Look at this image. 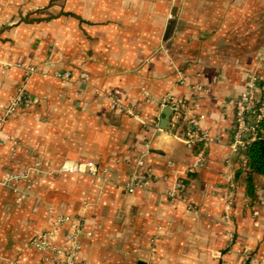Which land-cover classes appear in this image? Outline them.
<instances>
[{"label": "crops", "instance_id": "0c3cea01", "mask_svg": "<svg viewBox=\"0 0 264 264\" xmlns=\"http://www.w3.org/2000/svg\"><path fill=\"white\" fill-rule=\"evenodd\" d=\"M255 79L264 0H0V117L23 83L33 100L0 133V264H57L30 246L56 216L81 220L80 263L264 264V177L251 198L233 148L235 102ZM167 96L202 116L198 169ZM138 157L152 182L129 193ZM178 180L187 202L170 196Z\"/></svg>", "mask_w": 264, "mask_h": 264}, {"label": "built area", "instance_id": "2783aa9c", "mask_svg": "<svg viewBox=\"0 0 264 264\" xmlns=\"http://www.w3.org/2000/svg\"><path fill=\"white\" fill-rule=\"evenodd\" d=\"M28 72L34 74L35 69H29ZM57 76L68 79L69 75L57 74ZM113 100L112 108L121 107L118 99L112 95H108ZM33 100L26 90L25 83L20 85L16 94L11 99L5 113L0 117V133L3 131L4 124L7 120L19 114L26 107H29ZM162 106L170 108L172 111V121L180 123L187 120L188 128L185 135V144L191 150L196 151L197 161L194 169H198L206 161L208 146L211 138L207 131L201 127L202 116L195 111H189L187 102L184 99H173L169 96L162 101ZM127 112L134 115L132 109ZM264 121V84H260L258 80H254L247 87V90L235 102V120H234V142L235 150L241 149L246 153L247 147L254 142L260 133L261 123ZM148 147V145H147ZM145 156V155H144ZM60 171L63 172H81L88 171L94 176H98L99 167L94 164L79 166L74 164L64 165ZM153 172L146 164L144 157L136 159V169L132 173L130 181L126 185L129 193H134L137 189H143L152 182ZM17 177H10L8 182H12ZM188 186L184 180H178L174 191L171 193L172 200H180L187 202ZM67 227L64 237V244L57 245L51 242L55 239L59 232ZM82 222L80 219L70 216H56L50 221L49 228L33 237L30 246L40 250H50L57 257V264H86L78 262L77 258L82 250ZM16 264H20L17 262Z\"/></svg>", "mask_w": 264, "mask_h": 264}, {"label": "trees", "instance_id": "16d2710c", "mask_svg": "<svg viewBox=\"0 0 264 264\" xmlns=\"http://www.w3.org/2000/svg\"><path fill=\"white\" fill-rule=\"evenodd\" d=\"M247 168L249 174L246 177L247 194L255 197V176L264 177V121L261 123V130L258 138L252 142L246 150ZM242 171L239 172V175Z\"/></svg>", "mask_w": 264, "mask_h": 264}]
</instances>
